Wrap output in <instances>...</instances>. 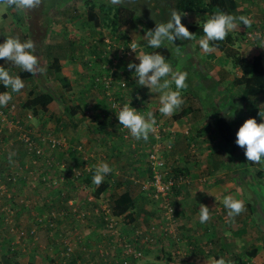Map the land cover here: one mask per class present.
I'll return each mask as SVG.
<instances>
[{"label":"rangeland","instance_id":"rangeland-1","mask_svg":"<svg viewBox=\"0 0 264 264\" xmlns=\"http://www.w3.org/2000/svg\"><path fill=\"white\" fill-rule=\"evenodd\" d=\"M147 1H149V3H147ZM159 1L160 0H131V5L139 7V10L136 12L140 18L137 22L120 27L115 34L109 33L107 29L99 31L95 25L93 26L86 23L84 6L82 2L78 0H56L51 8L48 9L46 7V13L43 12L45 8L42 9V6L37 9L21 12L5 9L3 5H0V42L3 41L4 37L9 35L18 36L21 40L30 38L34 43L35 53L40 66L45 68L43 73L36 72L34 75L31 74V77H21L25 82V87L19 94H13V100L10 101L7 106L0 108V178L3 186V193L0 195V236H6V233L15 232L18 229L25 231L31 226L36 227L35 218L48 215L51 211L59 213L57 220L56 218L54 219L53 226H46L45 228L37 227L34 238L31 237V239H27V236L20 238L19 247H13V251L0 250V264H25L27 256L26 252L23 250L29 249L32 243H34V247L36 246L37 249L43 251L41 252L38 250V258L44 264H74V261L70 262L67 261V259L73 256L74 260V255L77 251L81 252L80 255L85 252L87 254L89 253V256H87L90 258V261L81 259L78 264L104 263L101 252L107 250L109 242L107 237L109 234L106 231L100 230L103 227L102 224H99L101 228L96 226L92 211L94 208L100 211L101 207L99 204H111L112 197L118 195V192L115 191L118 185L111 186V191L108 187L102 192L97 198L98 200L94 203L95 207L89 203L87 205H85L84 202L79 203V200L83 199V197L86 198L87 202L89 201L88 198L92 197L91 188H83L80 194H76L74 183L78 185L76 181L78 177H74V174H69V172L65 170L66 163H68V168H71V162L68 161L65 149L73 147L79 152L78 159L80 156L81 159L91 157L93 161H95L94 159L102 157H104L103 160L106 161L111 150L122 149V142L119 140H115L111 146L105 145L104 142H108V138H110L109 136L111 134H108L101 128L103 123H113L117 125L115 114L107 109L110 110L109 103L111 102L109 98H113L112 93L117 99L118 93L122 91V89L116 88V90H111L110 87L109 91H107L91 86V81L89 79L90 70L84 68L80 64L82 60H87L88 63H90V61H95L101 65V67L105 66L110 72L117 70L118 73L115 75L113 74L114 79L117 85H119L118 83H120L121 80L126 82L127 88H124L126 89L124 91H127V94H131L133 91H139V97L142 102L134 100L137 104H132L131 106L134 107V105H136L139 107L141 105L140 109L142 112L152 110L157 120L158 126L156 131L150 134V136L155 139L152 142L151 151H153V149L157 150L158 155L163 159L164 166L166 167L170 166L172 168L181 161L182 164L186 163L190 169V175L187 177L188 183L179 186V191L181 193L186 187L191 189H194V187L197 189V187H199L201 189V185L204 186L205 183H210V181L216 177L222 176V179L225 177L230 179V176H232L235 177L236 182L239 180L241 185L245 187L249 186L253 189L251 190L249 187L245 188V195L243 193L242 195L248 198L250 205H255V207L258 206L259 214L254 211L252 216L254 223H256L255 225L257 226L259 221H262V219L264 220V162H261L260 166H253V164H251L247 168L243 167L239 164L238 160L239 156L241 157V153L240 155L236 154L240 151L237 150L240 147L234 142L231 146H219V144H216L214 141H203L201 137L197 139L196 134H194L196 127H203L205 122L212 121V119H214L213 117L217 115L223 116L233 124L235 132L243 121L250 117L255 118L258 123L261 122L262 118L258 115L260 110L253 105L258 102L264 104V96H259L260 99L258 97L257 101L253 104L249 101H241L238 97L233 95L232 92L234 91H232V88L234 87L233 79L244 73L247 68V60L251 56V53L255 51V47L261 43L258 42L257 44L254 39L246 40L245 36L251 29H254V27L258 25V27H260V25L264 24V0H237L238 7L236 9L237 14L235 15L248 16L252 21L250 26L246 27L241 24L238 29H234L230 32L233 37L232 49L237 51L236 55L239 59L237 62L232 60L233 57L230 58V61L223 62L221 58H223L222 55L224 54L218 51L216 47H214L212 52L207 54L203 53L198 45L200 37L195 35L191 41H176V45L181 46L178 52L173 45H167L170 47V52L172 53V56L168 60L172 64L173 70L180 68L188 73L186 81L188 84V92H185V89L182 91L185 100L184 105L186 103H191L197 111V113H193L188 117H182L176 122L172 119L173 115L171 117H164L157 111L158 94H151L146 88L137 86L135 77H133L127 69L128 62L134 58V53L127 48L129 46V41L133 37V39L138 40L141 45L146 44V41L139 35L142 36L146 29H153V10L151 5H154V3L159 4ZM208 1L222 8L221 0ZM17 14L19 17L16 16ZM204 15V13H183L181 16V23L185 25L190 32L189 26L198 25L196 23L197 19L202 20ZM48 17L51 20L50 27H48L49 23H46V18ZM97 30L99 32L95 33ZM68 42H71L76 48L82 44V48L76 50L75 54L73 50L72 59L69 58L71 54L69 53V49H67L64 58L60 57L59 64L61 66V73L69 82V88H65L62 87L58 81L53 79L51 70L48 68L52 59L50 56H45V47H48L50 44L54 48L61 46V44L65 47ZM96 47L106 51L104 53V57L107 58V60L104 61L105 63L101 62L96 55L90 51L91 48ZM38 51H40V53H38ZM58 53L59 52H56V54ZM217 57L220 58V61H216ZM0 64H3L2 60H0ZM11 70L14 72L20 71L14 67ZM221 70L224 74H221ZM196 85L201 87V89H198L200 92L193 88V86ZM3 90L4 89L0 87V91ZM29 91H33L35 94L47 92L53 96V101L48 105L46 111L37 108L36 114H33L31 109L22 107ZM195 91L198 93L194 94ZM126 99H124V101H126ZM202 102L207 107H205ZM76 104L79 109L74 113L72 111H74V106ZM200 104L203 105L206 110L209 108L206 113L200 109ZM184 105L174 114L178 113ZM212 105L214 106L211 107ZM260 112L264 113V111ZM112 119L113 122H111ZM118 127L119 131L122 133L125 132L124 129L120 128L121 125L118 124ZM22 130L27 132V135L40 148V154L35 155V158L38 157L35 161V168H38L42 174H33L34 178L28 179V188L33 185L37 190L42 189L45 195L48 190H52L53 188L58 189L57 209L43 207L44 209L37 211L33 208V202H28L24 205V202H20V199H30L29 196L32 192L25 196L24 191H21V189L14 190L12 187L15 186L17 189V186L21 184L17 185L15 183V178L23 173V169L19 165L15 167V164V168L10 166L6 168L7 163H13L12 159H10V155L13 153L12 155L17 159L16 157L19 156L21 152V154L24 153V158L26 156L27 159L25 150L26 145L20 140L21 134H23ZM128 136L131 137L130 134H128ZM42 137L44 140H42ZM188 137H193L196 140L193 141V143L187 144L186 139ZM124 138L126 137L124 136ZM49 139L63 141V144L50 147ZM113 139L114 137L111 139V143ZM169 141L171 142L170 147H168ZM213 148H216L213 152L215 156H208V152L211 153L210 150ZM102 152H105L107 156L105 157L104 154H101ZM177 157H180L181 160ZM112 160L115 159H111V161ZM219 161H221L223 165H220ZM107 162L109 163V161ZM211 165L217 166V169L219 165L221 168L214 173H209L208 171ZM22 166H24V163ZM236 166H238L237 171L234 170ZM7 169L10 170L7 171ZM76 169L78 168L75 166V171ZM258 169L263 171V176L261 178L256 176ZM55 170L57 171L56 174H52L53 172L50 174H43V171ZM6 172L11 173L8 174ZM54 181L55 184H53ZM229 181L232 182L231 180ZM39 183H41V186L38 185ZM94 188L95 187H93L92 190ZM13 194H15V196L11 197ZM199 194L200 191H197L196 198L191 199L188 203H192L193 201L197 203V196ZM74 200L76 202L78 201L77 203L79 206L83 204L85 208L84 211L88 214L80 217V219L78 218V221L75 222L77 224L75 229L74 218L76 219L77 216L75 215L76 217H74ZM152 203L155 214L152 216H145L144 219L137 222L136 227L162 222L158 207L154 202ZM172 207L174 212L170 223L171 229L174 233H184L182 228L184 229L185 226H183L178 216V206L174 203ZM248 208L250 209V207ZM6 209H11L13 211L12 214H10V212L8 213ZM26 211H28L29 216L33 218L30 219L29 222L21 221V219L18 218L20 215H17L18 212ZM223 213L221 219L218 220L222 230V241L226 237L230 238V235L234 232L233 229L236 228V223H230L229 221L231 219L228 218L225 211H223ZM95 216L97 217V215ZM194 217H196L195 211L189 210L190 223ZM61 218L63 222H55L59 221ZM240 218L241 216L238 217V219ZM9 219H11L12 222H9ZM128 221L129 220L125 217L122 222L119 221L118 223L125 236L132 232L133 230L131 231V229L136 225ZM198 224L199 223L196 222L191 227H197ZM239 224V228H246L248 225V223L245 224L243 222ZM262 224L264 230V223ZM55 230L61 232L62 238L60 237L55 241L45 240V237L55 232ZM79 232H84L86 235H82ZM87 232L92 233V235ZM98 233L101 235L99 238H97L96 235ZM72 234H74V238L70 236ZM181 235L183 236V240L179 242V249L180 252H182V256H172L171 250L174 249L175 244L170 237L162 236L157 240V243L151 248L152 250H150L149 253L143 252L142 258L134 261L133 264H167L171 259H174L173 261L175 262L178 261L176 264H202L201 262L197 263V259L199 258L204 260V264H213V254L209 253L210 245L205 246L202 244L205 249L199 247L201 252L196 253L197 240H195V243L189 242L184 234ZM86 236L90 238L85 239ZM243 238L246 239L247 236L244 235L240 238L239 241L242 245L237 247L239 249H241L242 246L247 247L245 245L246 243L241 241ZM60 239L63 240L60 242ZM64 240H66L65 242L68 243L72 249L67 256L68 258L63 255L64 247L60 244H63ZM232 241H235L233 237ZM261 243L263 244L264 241L260 238L258 245H262ZM77 244L79 245L78 247ZM193 245H195L194 248ZM228 245V247H224L225 252L223 250L221 256L233 264V256H226V253L230 248L234 247V245L233 243ZM56 246L58 247L56 248ZM3 248L2 246L1 249ZM55 248L57 249L56 254L51 255L45 253L46 251L51 253ZM227 248L229 249L227 250ZM165 254H170L172 258L168 260Z\"/></svg>","mask_w":264,"mask_h":264},{"label":"crops","instance_id":"crops-1","mask_svg":"<svg viewBox=\"0 0 264 264\" xmlns=\"http://www.w3.org/2000/svg\"><path fill=\"white\" fill-rule=\"evenodd\" d=\"M263 9H264V4H263ZM263 14H264V11H263ZM258 29L261 32V34H260V36L256 37L255 40H256L257 44H258V42H261V43H259L260 46L258 45L255 47V51L253 53H251V56L257 55V54L262 55L263 63H264V24L260 25V27ZM248 51H249V49H248ZM216 61H220V58L217 57ZM221 74H224L222 70H221ZM116 88L118 89V87H116ZM193 88L196 89L198 92H200L198 90V89H201V87L199 85L193 86ZM234 88H237V87L236 86L233 87L232 91H234ZM194 89H192V90H194ZM123 90H126V89H123ZM122 92L123 91L118 93V98H117L118 101L122 102V101H124V99L129 98V95H130L131 101H132L131 105L137 104L132 99V96H134V95L139 96L140 95L139 91H135V92L133 91L129 95L127 94V91H124L123 93ZM185 92H188V88L185 89ZM198 92L195 91L194 94H196ZM232 94L235 95L236 97H238L237 92H232ZM112 96H113V98L116 97L113 93H112ZM263 96H264V94H263ZM257 99L255 101H253L252 103L254 104L257 101ZM259 99H260V97H259ZM202 104H203V102H202ZM203 105L205 107H207L205 104H203ZM203 105H201V104L199 105L200 109L205 111V113H206L209 108L206 110ZM213 106L214 105H212L211 107H213ZM253 106L256 107L260 111H264V104H260L258 102L256 104H254ZM140 107H141V105L139 106V109H140ZM187 107H189V109L191 110L190 114H188L187 117L192 115L193 113H197L195 107H193V105L191 103H186L183 108H187ZM107 110L113 112V114H114L116 109L110 108V110L109 109H107ZM154 110H156V109H154ZM140 111H141V109H140ZM184 117H186V116H184ZM216 117H218V115L213 117V118L215 119ZM221 117H223V116H221ZM214 119H212V121L205 122V125L204 126L202 125L203 127H198V128L196 127L194 134H196L197 139H198V137H201L203 141L204 140L214 141V142H216V144H219V146H220L221 142L219 141V139L215 135ZM173 121L176 122L177 120H173ZM111 122H113V119ZM114 122H115V120H114ZM116 123H117V125H114L113 123L112 124L111 123H108V124L103 123L101 128H103L108 134H111L109 136L110 138H108V142H106V143L104 142V144L111 146L115 140H119L122 142V149L111 150V152H109L110 154H108V156L105 152H102L101 154H104L105 157L107 156L106 161H109L110 166L113 168V172L110 173L108 176H106L109 178V183H108L109 190L111 191V188H110L111 186L118 185V188H116V190H115L118 192V194L122 193L123 191H128L131 194L132 198L134 199V208H133V210H132L133 212L131 214L133 216V220L131 221L129 218H126V219L129 220L131 224H133V223L136 224L133 227V228H135L137 226V222L140 221L141 219H144L145 216H152L155 214L153 211V205H152L153 203L151 202L148 194L146 192H144V190H143V185L145 184V182H142V181L147 179V175H148V171H149V169L147 167L148 152L151 150V147L153 145L152 142L154 141V139H153V137H151L149 135V138L147 141L136 140L133 137L128 136L127 130H125L124 133L119 131V129H118L119 128L118 127L119 122L117 121V119H116ZM124 136L127 139L124 138ZM113 137H114V139H113V142L111 143V139ZM213 149L210 150L211 153L208 152V156H211V157L215 156L213 152L215 151L216 148H213ZM237 150H239V149H237ZM12 154L10 155L11 156L10 159H12L13 163L12 164L7 163L6 168H8L9 166L14 167V164H15V167H16V165H19L22 167L23 173L19 177L15 178V183L17 185L21 183L19 186L16 185L17 189L15 188V186H12V185L11 186L14 188V190L21 189V191H24L25 196H27L30 192H32L31 195L29 196L30 199H28V198H27V200L26 199H20V202H24V205H25V203L33 202V208L36 209L37 211L44 209L43 207H46L49 209H54V208L57 209V206H58L57 205V199H58L57 195L59 192L58 189L53 188L52 190H48V192L45 195V193L43 192L42 189L37 190L36 187L33 185H32V187L28 188L29 187L28 179L34 178L33 174H35V175L42 174L38 168H35V161H36V159H38V157L35 158V154H33V152H30L29 154H27V159H26V156L24 158V153L21 154V152H20L19 156L16 157L17 159H19V160H17V159H15V157ZM238 154L240 155L239 151H238ZM177 158H179L181 160L180 157H177ZM103 159H104V157L94 159V160L96 161V164H97L100 161H104ZM111 159H115V160L111 161ZM238 160H239V164H241L240 157ZM177 161H179V160H177ZM23 163H24V166H22ZM213 163H214V161H213ZM219 164L223 165L221 163V161H219ZM254 165H256V164H253V166ZM175 166H185V167H187V169H189L187 164L186 163L182 164L181 161L179 163H177ZM210 167L211 168H209V171H208L209 173H214L219 168H221V166H219V165H218V169L216 168L217 166H214V165H211ZM237 167L238 166L235 167V169H234L235 171L238 170ZM247 167H249V165L246 166V168ZM260 169H258V172L256 174H258L259 172H263ZM8 170H10V169H7V171ZM60 171H61V169H60ZM51 172H53L52 174L57 173V171L55 170V171H43V174L44 173L50 174ZM6 173L9 174L11 172H6ZM188 173L190 175V171H188ZM215 176H217V175H215ZM222 178L223 177L221 176V177H216V178L212 179L210 181V183H205L204 186L201 185V189L199 187H197V189H196L194 186H193L194 189L186 187L182 193L180 191H178L176 193L174 203H176V205L178 206V216H179L183 226H185L184 229L182 228L184 233H181V234H184V236H186L188 238L187 240H189V242L191 241V242L195 243V240H197V243H196L197 247L195 250L196 253L201 252V249L199 250V247L200 248L203 247L205 249L204 245L205 246L210 245L209 253L213 254L212 257L219 258L221 256L223 250L225 252L224 247L225 246L228 247L229 246L228 244L233 243L234 247L230 248V250H228L229 248H227L228 252L226 253V256H229V255L233 256V264H264V243L263 244L261 243L262 245H258L260 238L262 239V241H264V235H263L264 230H263V224H262V223H264V220L262 219V221H259L260 226H259V224L257 226L255 225L256 223H254V219L252 218V216H253L254 211H255V213L259 214L258 206L255 207V205H250L248 198H246L245 196L242 195V193L245 195L244 189L249 187V186L245 187V186L241 185L240 181L238 180L236 182L235 177H232V176H230V179L228 177H225L224 179H222ZM229 180H231L232 182H230ZM140 183H141V187H140ZM38 185L41 186V183H39ZM74 185H76V183H74ZM249 189L253 190L251 187H249ZM41 191L43 192V194ZM196 191H198V192L200 191V194L197 196V198H198L197 203H195V201H193L192 203H188V201H190L191 199L196 198V195H197ZM226 194H231L234 197H236L237 199H242L245 203V210L241 214H239L238 216H236L235 218H233L229 221L230 223L235 222L236 228L233 229L234 232L232 235H230L231 239L226 237L222 241L221 240L222 230H221V227L219 226L220 223L218 222V220L221 219L223 211L226 212V210L223 206V203H222V198ZM14 196H15V194H13L11 197H14ZM89 198H92V197H89ZM93 202H96V201H94V199H93ZM89 204L93 205L90 202H89ZM201 204L207 206L210 209V218L204 224H201L199 222V219H198V207ZM74 207H77L78 209H80V207L84 208V205L82 204L81 206H79L78 203L75 201ZM248 207H250V209ZM247 209H249V210H247ZM189 210L195 211V216H196L193 218V220H191V223L189 220ZM10 211H11L10 214H12L13 211L11 209H10ZM18 214L20 215V216H18V218H20L21 221H28L29 222L30 219H33L31 216H29L28 211L18 212L17 215ZM76 216H77V214H76ZM76 216L74 215V217H76ZM239 216H241L240 219H238ZM37 218H35V219H37ZM20 219H19V221H20ZM76 219L74 218V229H75V226L77 225L75 222L78 221V218H76ZM9 222H12V221H9ZM55 222H63V220L61 218L59 221H55ZM196 222L199 223L198 226L192 228L191 226ZM240 222L241 223L243 222L245 224L248 223V225L246 226V228H239L238 225H240L239 224ZM35 223H36V221H35ZM45 227H41V228H45ZM36 229H37V227H36ZM79 233L82 235L83 234L86 235V233H84V232L83 233L79 232ZM87 233H89V232H87ZM6 234H7L6 237H5V235L0 236V250L1 251H5L4 250L5 248L1 249V247L5 244L4 243L5 238L8 239V238H14L15 237V232H8ZM34 234H36V232ZM89 234L92 235V233H89ZM96 235H97V238H99V236H101V235H99V233ZM244 235H246L247 238L246 239L243 238V239H241V241L245 242L246 243L245 245L247 247L242 246V248L239 249L237 247L239 245H242L239 240ZM26 236H27V239H31V237L32 238L35 237V235L31 236L29 234L25 235L24 237H26ZM70 236L72 238H74V234H72ZM60 237L62 238L61 232L55 230V232H52L49 236H46L45 240H49V241L54 240L55 241V240L59 239ZM108 237H109V235H108ZM232 237L235 239V241H232ZM88 238H90V237L89 236L85 237V239H88ZM62 240L63 239H60V242ZM193 243H191V244H193ZM33 244L34 243H32V246H29V249L27 248V249L23 250L24 252H26V256H27L25 264L27 263V260L29 258H33L36 261V263H38V264H44L38 258V255H39L38 250L39 249H37L36 246L34 247ZM202 244H204V245H202ZM19 245L20 244H15L13 247H19ZM78 246L79 245L77 244V247ZM57 247L58 246H56V248ZM194 247H195V245H193V248ZM56 248L53 249V251L51 253H48V251H46L45 253L54 255L57 253ZM254 248H256L255 255L252 256L251 258L246 257V255L244 253H246L247 251H250L251 249L253 250ZM143 249H144V253H149V251L152 250L150 247H146ZM39 251L43 252L42 250H39ZM80 254H81V252L77 251V253L74 255V263L75 264H78V262L81 259L85 260V261H90V258L88 257L89 253L87 254L85 252L82 255H80ZM75 256H76V258H75ZM168 258L171 259L172 256H170ZM173 260L174 259H171L169 262L171 264H174L175 261H173ZM67 261L72 262L73 256L68 258ZM152 262H156V261H152ZM199 262H201L202 264L205 263L204 260L201 258L197 259V263H199ZM176 263H178V261L175 262V264Z\"/></svg>","mask_w":264,"mask_h":264},{"label":"clouds","instance_id":"clouds-1","mask_svg":"<svg viewBox=\"0 0 264 264\" xmlns=\"http://www.w3.org/2000/svg\"><path fill=\"white\" fill-rule=\"evenodd\" d=\"M42 2L43 0H0V5H3L5 9L11 8L23 12L39 8ZM110 3L118 5L121 0H110ZM182 15V12L172 10L167 21L155 22L153 29H146L142 36L139 35L146 41L145 45H141L138 40L132 37L127 47L134 53V58L128 62L127 69L135 77L137 86L146 88L151 94H158L157 111L164 117H171L184 105L182 91L188 87L186 82L188 73L180 68L173 70L169 60L155 50L171 44L178 52L181 46H177L176 41H191L194 38V34L190 33L181 23ZM196 23L203 33L198 40V45L202 52L207 54L214 50L215 42L223 41L232 30L238 29L241 24L246 27L250 26L252 21L248 16H237L217 9L212 13H205L203 19H197ZM146 49H151V51ZM0 60L3 61V64H0V87L4 89L0 91V108H2L13 100V94H19L25 87V82L19 73L11 70L13 67L33 75L36 72L43 73L45 68L40 66L33 41L30 38L21 40L14 35L4 37L0 42ZM121 87L127 88L123 80H121ZM136 98L140 99L139 96ZM112 107L116 109L114 114L121 125L120 128L127 130V133L134 139L147 141L149 135L156 131L158 125L153 111L141 112L131 106L130 95L125 102L114 103ZM258 115L262 118L261 122L258 123L255 118L251 117L244 120L235 132L234 141L238 147L243 149L246 160L257 164L264 162V113L259 111ZM170 146L171 142L169 141ZM112 172L113 168L107 161L98 162L94 165L92 184L99 186ZM148 179L149 177L142 182L146 183ZM144 192L154 202L149 192L146 190ZM222 203L230 219L245 210L244 201L231 194L224 195ZM209 218L210 209L203 204L199 205V222L204 224ZM9 240L12 244L13 240L11 238ZM212 261L213 264H230V261H227L223 256L213 257Z\"/></svg>","mask_w":264,"mask_h":264},{"label":"trees","instance_id":"trees-1","mask_svg":"<svg viewBox=\"0 0 264 264\" xmlns=\"http://www.w3.org/2000/svg\"><path fill=\"white\" fill-rule=\"evenodd\" d=\"M55 1L54 0H43L41 4L42 9L45 8L43 12L46 13L47 12L46 7L48 9L51 8ZM64 1H69V0H64ZM78 1H81L84 6L85 22L88 23L89 25H93V26L95 25L99 31L103 29H107L109 33L115 34L119 30L120 27L128 26L134 22H137L140 18L136 12L139 10V7H135L131 5V0H121V3H119L118 5H112L110 3V0H78ZM160 1H159V4L154 3V5H151V8L153 10L152 28L155 27V22L167 21L170 18V13L172 10H176L182 13L191 12V13H204L205 14V13H212L216 11L217 9H220V10H223V11H226L228 13L235 15L237 14L236 9L238 7L237 0H221L222 8L209 3L208 0H160ZM147 3H149V1H147ZM16 16H18V14ZM46 20H47L46 23H49L48 27H50L51 20L49 19V17L46 18ZM98 30L95 31V33L99 32ZM189 30L195 36L201 37L203 35L202 29L199 27V25H190ZM58 44H61V43H58ZM49 46L45 47V52H46L45 56H50L52 59L48 68L49 70H51L53 79L58 81L62 87L69 88V82L67 78L61 73V66L59 64L60 59H61L60 57L64 58L66 56L65 53L67 49H69V53H71L69 58L72 59L73 50L75 54L76 50H79L82 48V44L78 48H76L75 45H72L71 42H68L67 46L65 47L62 44L61 46L56 47V48L52 47L51 44ZM215 47L218 49V51L223 52L224 55H222L223 58H221L223 62H227L228 60L230 61V58L232 57H233L232 60H235V62L239 60L236 55L237 51L232 49L233 48V37L230 33L228 36L225 37L223 41L215 42ZM146 50L151 51V49H146ZM90 51L94 55H96V57L101 62H104L105 60H107V58L104 57V53L106 51L100 50L98 49V47L91 48ZM155 51H159L167 59H169L172 56V53L170 52V47H168L167 45L162 46L160 49H156ZM56 52H59V53L56 54ZM38 53H40V51H38ZM80 64L84 68L90 70L89 79L91 81L90 82L91 86L98 87L100 89L105 90L102 79L109 76L111 77V81H110L111 90H116V87H118V89H122V91L124 92L123 90L124 88L117 85L114 79V75L118 73L117 70L110 72V70L106 69L105 66L101 67V65H99L95 61H90V63H88L87 60H82ZM246 66L247 68L245 69L244 74L233 79L234 87L235 86L237 87V88H234V92L238 93L237 96L241 101L253 102L259 96H262L264 94V63H263L262 55L257 54V55L250 56V58L247 60ZM18 73L21 77H27V78L31 77V74L27 72L19 71ZM132 99L142 102L141 98L137 99L136 97L132 96ZM52 101H53V96L50 93L40 92V93L35 94L33 91L31 92L29 91L27 93L26 100H24L22 104V107L31 109L32 113L36 114L37 108H39L42 111H46L48 105ZM77 109H79V107L76 104L74 106V111L72 112L75 113ZM190 112L191 110L189 109V107L182 108L178 113L173 114L172 119L180 120L182 117L190 114ZM214 127H215V135L221 142L220 145L231 146L233 142L235 141V134H234L235 131H234L233 125L225 118L218 116L214 119ZM89 131H90V128H89ZM195 140L196 139L193 137H188L186 139L187 144L193 143V141ZM65 150H66L65 153L68 158V161L71 162V165H70L71 168H68L69 167L68 163H66L65 170L66 172H69V174H74V177H78V179L76 180L78 185L74 186V190H76V194H80L83 188L88 187V188H91V192H92L91 196L94 198V201L98 200L97 198L100 196V194L107 189L109 178L106 177L104 182H102L99 186L93 185L92 175L94 173V165H96L95 161H93L91 157L86 158V159H81V156H80V158L78 159L79 152H77V150L73 147H69ZM239 150H240L239 152L241 153V157L240 156L239 157L241 159V165L243 167H246L251 164H256L260 166V163L257 164L254 162L247 161L243 155V149L239 148ZM236 154H238V152ZM75 166L76 168H78L76 169V171H75ZM147 167L149 169L147 177H150L151 168H150L148 159H147ZM188 171L189 169H187V167L185 166H175L171 168L170 173L171 175L175 177L183 176L187 178L189 176ZM262 175H263V172H259L258 174H256V176L259 178H261ZM93 187L95 188L92 190ZM178 191H179V186L171 187L170 203L172 205H174L176 193ZM83 199H80L79 203L84 202V204L87 205L90 202L91 204L94 205L93 207H95V204H94L95 202H93V200H90L87 202L86 198L83 197ZM99 206H101V204H99ZM109 206L111 208V213L113 215L123 216V218L126 217V218H129L131 221L133 220V216L131 214L134 208V199L132 198L131 194L128 191H123L122 193L112 197L111 204H109ZM84 210L85 208L78 209L79 212L84 211ZM74 215H76V211H74ZM92 216L94 217V221H96L97 227L99 226V224L103 225L102 228L100 226L99 227L101 228V231H106L109 234V237L107 238L109 239L108 241H110L111 239L110 231L106 227H104V223H103L104 221L102 217L100 216L96 217L94 214ZM117 226L121 234H124L122 233L123 232L122 228L119 225ZM11 239L15 241V237ZM4 243L5 244L3 245V247L5 248L4 249L5 251H13V246L15 244H19V242H16V243H13L12 245L9 238L8 239L5 238ZM61 245L63 246L62 243ZM143 248H146V247L141 244L138 245V249H141L142 253L144 252ZM255 253H256V248H254L253 250L251 249L250 251H247L244 254L246 255V257L251 258L252 256L255 255ZM165 255H167V258L171 256L170 254H165ZM26 264H38V263H36V261L33 258H29ZM151 264H155V263H151Z\"/></svg>","mask_w":264,"mask_h":264},{"label":"built area","instance_id":"built-area-1","mask_svg":"<svg viewBox=\"0 0 264 264\" xmlns=\"http://www.w3.org/2000/svg\"><path fill=\"white\" fill-rule=\"evenodd\" d=\"M259 26V25H258ZM254 27V29H251L250 32H248L245 36L246 40H253L256 37L260 36L261 32L259 31V27ZM103 85L105 87V90L109 91L110 88V81L111 77H106L102 79ZM126 85V82H125ZM119 86L121 87V82L119 83ZM123 88V87H122ZM108 93V92H107ZM137 97L138 95H134ZM110 100V108L114 109L112 105L115 104H121L122 102L118 101L116 98H109ZM117 100V101H116ZM134 108L137 110L139 107L134 105ZM23 131V130H22ZM20 135V134H19ZM43 138V137H42ZM20 140L24 142L26 145V153L29 154L30 152H33L35 155H39V147L36 145V143L27 135V132L23 131V134H21ZM44 140V138L42 139ZM50 147H56L63 144V141L60 140H53L49 139ZM169 147V146H168ZM148 160L151 168V173L148 181L143 185V189L149 192V195L151 199L154 201L156 206L158 207L160 211V219L162 222L158 224L150 223L149 225H141L135 228H132V232H130L127 236L124 234H121L118 223L119 221H123L122 216H116L111 213V208L109 205H105V203L101 204L100 211L96 208L93 209L94 215L100 216L103 219L104 227H106L110 231L111 239L108 242L107 250L101 252V255L103 256V262L105 264H133L134 261L139 260L142 258L143 253L141 249H138V245H143L145 247L152 248L159 238L162 236L170 237L175 247L173 250H171L172 256H182V252H180L179 249V242L183 240V236L180 233H174L171 229L170 223L172 221V215L174 212L173 205L170 203L171 195L170 190L171 187L174 186H180L182 184L188 183V180L186 177L178 176L175 177L171 175V167L170 166H164L163 159L158 155L157 150L150 151L148 153ZM55 184V181L53 182ZM3 193V186L1 184V178H0V195ZM89 200H92V198H89ZM6 211L11 213L9 209H6ZM74 211H76L77 218L80 219V217L85 216L86 211H78L77 207H74ZM59 213H55L54 211H51L48 215H43L41 217H38L36 219V227H45V226H53L54 219L58 218ZM160 220V221H161ZM8 221H11L9 219ZM165 222V223H163ZM36 227H30L27 230H21L18 229L15 231V241L12 242L16 243L19 242L20 238H23L25 235H31L34 236V233L36 231ZM63 247H64V256H68L71 252V247L68 243L63 241ZM167 264H171L168 262Z\"/></svg>","mask_w":264,"mask_h":264}]
</instances>
